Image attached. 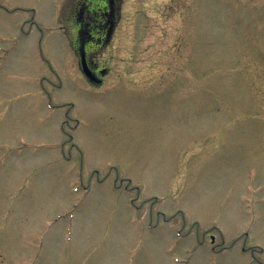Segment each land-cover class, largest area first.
I'll return each mask as SVG.
<instances>
[{
	"label": "rangeland",
	"instance_id": "1",
	"mask_svg": "<svg viewBox=\"0 0 264 264\" xmlns=\"http://www.w3.org/2000/svg\"><path fill=\"white\" fill-rule=\"evenodd\" d=\"M84 1L0 0V264H264V0H118L101 84Z\"/></svg>",
	"mask_w": 264,
	"mask_h": 264
},
{
	"label": "flooded vegetation",
	"instance_id": "2",
	"mask_svg": "<svg viewBox=\"0 0 264 264\" xmlns=\"http://www.w3.org/2000/svg\"><path fill=\"white\" fill-rule=\"evenodd\" d=\"M117 3L118 0H85L83 5H78L76 12L67 18L76 28L72 40L74 50L79 58L80 51L83 50L87 67L94 75L92 82L96 84L102 83L107 69L97 65L90 55V46L100 47L110 42L116 21ZM89 26L92 30L88 29Z\"/></svg>",
	"mask_w": 264,
	"mask_h": 264
},
{
	"label": "water",
	"instance_id": "3",
	"mask_svg": "<svg viewBox=\"0 0 264 264\" xmlns=\"http://www.w3.org/2000/svg\"><path fill=\"white\" fill-rule=\"evenodd\" d=\"M81 56V67H82V70L84 72V74L90 79V80H93L94 79V76L92 74V72L88 69L87 65H86V61H85V57H84V53L83 51L81 52L80 54ZM212 240H213V237H212Z\"/></svg>",
	"mask_w": 264,
	"mask_h": 264
}]
</instances>
